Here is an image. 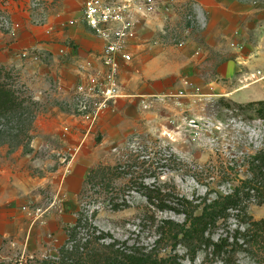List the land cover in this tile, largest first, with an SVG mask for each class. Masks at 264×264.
Here are the masks:
<instances>
[{
	"label": "rangeland",
	"instance_id": "1",
	"mask_svg": "<svg viewBox=\"0 0 264 264\" xmlns=\"http://www.w3.org/2000/svg\"><path fill=\"white\" fill-rule=\"evenodd\" d=\"M86 1L0 0L1 81L23 102L0 116V264L54 259L100 233L120 248L222 264L204 251L190 261L175 240L184 216L159 211L142 191L155 184L203 206L251 177L264 149L251 105L264 101V0H133V63L104 106L98 91L80 90L101 71L102 42L81 20ZM102 167L123 176L91 181ZM247 205L264 219V203ZM230 213L214 241L246 232ZM235 258L264 264V247Z\"/></svg>",
	"mask_w": 264,
	"mask_h": 264
},
{
	"label": "trees",
	"instance_id": "2",
	"mask_svg": "<svg viewBox=\"0 0 264 264\" xmlns=\"http://www.w3.org/2000/svg\"><path fill=\"white\" fill-rule=\"evenodd\" d=\"M3 68H0V116L4 117L13 112L23 109V102L19 100L15 91L5 82ZM257 104L260 108L256 109L258 118L264 120V101ZM118 168L102 167L92 172L91 181H102L106 176L110 178L122 177ZM251 177L244 181L227 196H220L216 200L205 203L201 206L193 205L189 199L179 196L173 197L172 193L165 192L158 185L145 186L142 191L147 201L161 212L173 211L178 215L184 216L183 224L173 223L181 234V238L175 237L187 251L190 261L194 262L196 255L204 251L207 256L218 260L222 264H237L236 254L239 251L254 253V248L264 247V219L254 220L247 213V203L255 199L257 204L264 203V149L259 151L250 161ZM111 173V174H109ZM89 180V182H90ZM246 201V204H244ZM244 204V205H242ZM126 205L114 203V209H121ZM200 210L197 213V210ZM236 212V219L247 225L246 232L235 231L232 237H222L214 241L210 235L212 229L220 222L226 221L230 217V212ZM70 231V240L75 242L76 229ZM176 233V231H174ZM90 241L84 246L78 243L72 244L71 248L63 246L59 254L54 259H45L37 264H183L178 262L175 256L160 258L158 255L143 252L134 247L116 246V242L104 243L105 234H93ZM231 240V241H230ZM239 240L242 243H239ZM97 245L95 248L93 245Z\"/></svg>",
	"mask_w": 264,
	"mask_h": 264
},
{
	"label": "built area",
	"instance_id": "3",
	"mask_svg": "<svg viewBox=\"0 0 264 264\" xmlns=\"http://www.w3.org/2000/svg\"><path fill=\"white\" fill-rule=\"evenodd\" d=\"M134 6L133 0H87L82 11L84 25L102 42V49L99 75L91 76L80 90L98 91L104 96L102 106L119 97V74L133 63L132 49L138 36ZM70 23L75 24L73 20Z\"/></svg>",
	"mask_w": 264,
	"mask_h": 264
},
{
	"label": "crops",
	"instance_id": "4",
	"mask_svg": "<svg viewBox=\"0 0 264 264\" xmlns=\"http://www.w3.org/2000/svg\"><path fill=\"white\" fill-rule=\"evenodd\" d=\"M68 12H69V16H70V11H68ZM81 20H82V18H81ZM80 28H81V26H80ZM28 31H29V30H28ZM30 31H31V29H30ZM30 31H29V32H30ZM82 31H83V29H82ZM82 31H81V32H82ZM29 32H28V33H29ZM28 36H29V35H28ZM22 37H23V36H22ZM31 41H32V36H29L28 38H26V41H25V42H27V44H28V43H30ZM100 48H101V47H100Z\"/></svg>",
	"mask_w": 264,
	"mask_h": 264
}]
</instances>
